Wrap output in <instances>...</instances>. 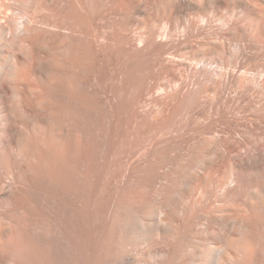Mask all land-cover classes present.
Returning a JSON list of instances; mask_svg holds the SVG:
<instances>
[{
    "label": "bare ground",
    "instance_id": "6f19581e",
    "mask_svg": "<svg viewBox=\"0 0 264 264\" xmlns=\"http://www.w3.org/2000/svg\"><path fill=\"white\" fill-rule=\"evenodd\" d=\"M17 53L0 264H264V0H0Z\"/></svg>",
    "mask_w": 264,
    "mask_h": 264
},
{
    "label": "clouds",
    "instance_id": "9594fccd",
    "mask_svg": "<svg viewBox=\"0 0 264 264\" xmlns=\"http://www.w3.org/2000/svg\"><path fill=\"white\" fill-rule=\"evenodd\" d=\"M23 53H17L16 56H4L0 57L3 60L2 74H0V80H5L7 93L6 98L8 100V107L10 115L13 119H16L14 113L18 112L23 99V76L21 75L20 65L17 60V56H22Z\"/></svg>",
    "mask_w": 264,
    "mask_h": 264
}]
</instances>
